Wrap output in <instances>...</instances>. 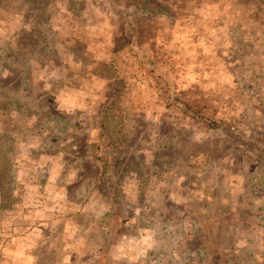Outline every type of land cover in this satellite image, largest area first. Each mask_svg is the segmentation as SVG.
<instances>
[{
	"label": "clouds",
	"instance_id": "clouds-1",
	"mask_svg": "<svg viewBox=\"0 0 264 264\" xmlns=\"http://www.w3.org/2000/svg\"><path fill=\"white\" fill-rule=\"evenodd\" d=\"M0 264H264V0H0Z\"/></svg>",
	"mask_w": 264,
	"mask_h": 264
}]
</instances>
